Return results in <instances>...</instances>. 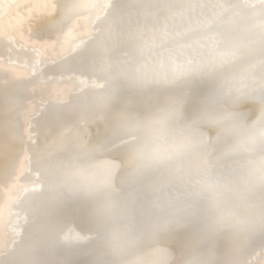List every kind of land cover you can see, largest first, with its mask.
Masks as SVG:
<instances>
[{"label": "snow or ice", "instance_id": "6c2138e0", "mask_svg": "<svg viewBox=\"0 0 264 264\" xmlns=\"http://www.w3.org/2000/svg\"><path fill=\"white\" fill-rule=\"evenodd\" d=\"M197 5L212 10L211 15L180 28L178 18L183 13L170 15L163 21L151 13L155 8L174 7L169 3L127 0L119 9L116 3L106 4L109 13H114L107 26L108 40L98 45V59L88 71L103 81L100 87L108 86L107 100L118 99L122 103L119 122L90 147L73 125L61 123L52 143L57 148L72 141L85 153L106 157L102 171L76 169L75 175L85 177L90 187L113 189L118 179L127 186L120 214L132 230L130 243L139 248L133 264H175L169 260L161 262L154 254L183 249L188 243L184 230L191 220L201 218L212 222L213 211L217 213L214 218L217 224L222 225L233 217L222 206L226 186L210 177L213 173L227 174L232 158L248 151L252 141L219 150L225 121L235 125L244 123L236 108L249 94L245 89L256 84L258 90L251 91H258L264 115V0H258V4H250L248 0H185L184 4L193 8ZM3 8L0 4V13ZM257 8L260 20L255 28L248 30V35L240 38L225 35L223 22L233 23L245 10ZM124 9L129 10L127 14ZM117 49L119 54L114 55ZM120 81L135 94L122 97ZM205 81L211 82L207 93L202 89ZM160 89L175 91L162 113L144 118L138 109L146 107L152 99L151 93ZM103 118L102 114L97 115V119ZM171 121L181 124L182 135L169 140ZM145 130L153 136L151 145L141 143ZM194 149V159L182 162ZM129 158L135 161L131 170H128ZM193 169L203 178L193 181ZM205 192L215 196L211 207L203 198ZM165 207L169 211L162 213ZM76 211L85 228L75 235L62 232V239L86 241L91 255L86 264H109L100 252L103 225L90 219L82 207L78 206ZM142 217L151 218V223L136 230L133 226ZM258 232L264 236V220ZM183 264H211V261L192 259ZM230 264L244 262L237 259Z\"/></svg>", "mask_w": 264, "mask_h": 264}, {"label": "bare ground", "instance_id": "6f19581e", "mask_svg": "<svg viewBox=\"0 0 264 264\" xmlns=\"http://www.w3.org/2000/svg\"><path fill=\"white\" fill-rule=\"evenodd\" d=\"M140 2L174 5L151 13L160 21L183 13L180 28L212 12L185 7V0ZM109 3L119 9L127 0H0V264H86L91 258L86 241H65L61 233L75 235L85 228L69 192L71 177L76 169L102 171L106 157L85 153L72 141L57 148L52 143L61 123L73 125L90 147L119 122L122 103L107 100L108 86L100 87L103 81L88 71L98 59V45L108 40L114 15L104 7ZM55 4L60 7H46ZM259 20L258 8L247 9L223 24L243 37ZM118 86L122 97L133 94L123 81ZM252 88L259 85L246 88L249 94L236 108L249 124L261 116L259 93ZM98 114L104 118L97 119ZM221 250L229 264L237 259L264 264L259 232L238 245L225 237ZM181 251L158 252L154 258L172 261Z\"/></svg>", "mask_w": 264, "mask_h": 264}, {"label": "clouds", "instance_id": "9594fccd", "mask_svg": "<svg viewBox=\"0 0 264 264\" xmlns=\"http://www.w3.org/2000/svg\"><path fill=\"white\" fill-rule=\"evenodd\" d=\"M225 35L230 38H240L239 34L228 24H223ZM207 55V53H205ZM179 87V86H177ZM211 90V82L207 81L205 93ZM174 89H160L151 93L152 99L146 107L138 109L141 116L149 118L164 111L169 97ZM135 93L133 92L132 95ZM168 139L179 138L182 135V126L177 121L168 125ZM215 134V130H214ZM251 140L248 151H241L232 158L230 171L227 174L213 173L212 180H218L225 189L222 194V206L234 215L227 222L217 224L212 212L213 221L206 222L197 218L191 220L186 228L185 235L188 243L179 256L172 260L175 264H183L185 260L211 261V264H229L221 250V240L225 237L232 244H242L253 231L258 232L261 221L264 220V115L259 120L249 124L235 125L225 121L223 143L218 146L223 150L226 146ZM153 136L145 130L141 134V143L151 145ZM196 149L182 158V162L194 159ZM135 167V161L129 158L128 170ZM199 171L193 169L192 180L202 179ZM70 194L75 202L82 207L94 222L104 227L101 242V255L109 264H133L139 251L138 246L130 243L131 228L120 214L122 199L127 186L118 179L116 187L104 189L89 186L86 178L73 175L69 182ZM203 198L211 207L215 196L205 192ZM151 218L142 217L133 226L136 230L147 228ZM207 233V238H205Z\"/></svg>", "mask_w": 264, "mask_h": 264}]
</instances>
